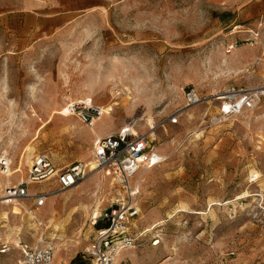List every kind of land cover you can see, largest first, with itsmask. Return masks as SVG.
<instances>
[{
  "label": "rangeland",
  "instance_id": "1",
  "mask_svg": "<svg viewBox=\"0 0 264 264\" xmlns=\"http://www.w3.org/2000/svg\"><path fill=\"white\" fill-rule=\"evenodd\" d=\"M230 84L264 87V0H0V150L15 165L33 148L60 173L93 160L103 133L155 126L165 160L132 182L142 235L118 264H264V99L223 117L211 96ZM188 87L202 101L184 108ZM55 180L30 188L49 193L35 212L0 204V264L20 259L10 234L86 263L90 213L118 188L88 167L77 186Z\"/></svg>",
  "mask_w": 264,
  "mask_h": 264
},
{
  "label": "built area",
  "instance_id": "2",
  "mask_svg": "<svg viewBox=\"0 0 264 264\" xmlns=\"http://www.w3.org/2000/svg\"><path fill=\"white\" fill-rule=\"evenodd\" d=\"M250 37L255 38L256 35L250 34ZM237 47L238 44H230L226 48V53H231ZM211 97L218 103L219 115L229 117L253 108L264 99V87L248 88L230 84ZM183 98L184 108L202 101L194 87L186 88ZM88 104L89 102L84 101L83 107ZM89 117L84 115L83 121H87ZM177 117L176 113L171 114L169 122L177 123ZM133 129L132 126H126L115 133L93 140L92 158L99 170L111 176L112 184L118 191L114 202L107 208L100 209V204H94L89 223L95 227V231L82 250L85 264H115L117 254L135 247L142 235V232L136 231L135 226L140 211L138 205L140 184H132V179L139 171L159 165L165 157L158 150L153 124L145 132ZM13 162L14 159L9 152L0 150V204H9L14 200H29L32 202L28 209L30 212L44 207L49 197V193L41 189L30 192L33 184L55 177L56 189L66 190L78 184L86 169L85 164L78 162L57 173L50 162L40 154L32 156L29 164L19 162L15 165ZM22 169L25 170L24 173ZM16 174L20 175L14 178ZM35 223L39 225V222ZM100 223L104 225L96 227ZM18 243L16 246L20 252L18 264H52L55 246L53 242L45 241L43 234H40L35 242L19 239ZM6 249L7 246H4L2 251Z\"/></svg>",
  "mask_w": 264,
  "mask_h": 264
},
{
  "label": "bare ground",
  "instance_id": "3",
  "mask_svg": "<svg viewBox=\"0 0 264 264\" xmlns=\"http://www.w3.org/2000/svg\"><path fill=\"white\" fill-rule=\"evenodd\" d=\"M126 100H131V97H129L128 96V98L126 99ZM118 103L117 102H114L113 103V105H117ZM84 108H87V106L86 107H84ZM112 108H111V106H108V107H106L105 109H100V115L101 114H103L104 112H108V111H110ZM75 111V110H74ZM81 115V117L82 118H84L83 117V115L82 114H80ZM69 118V116H65V119H68ZM150 126H152V125H150ZM134 130V129H133ZM135 131V130H134ZM33 149V148H32ZM32 149H29L28 151H27V153H26V155H25V157H24V163H27V164H29V161H30V158L33 156V150ZM86 167H88V170L92 173V171H97L98 170V167H97V165L93 162V160H91V161H88V162H86ZM145 169H143V170H141V171H139L134 177H133V179H132V182H134V180H135V178H136V176L137 175H139L142 171H144ZM99 172V171H98ZM143 174H145L144 172H143ZM102 183V185H103V182H101ZM79 184V183H78ZM77 186V185H76ZM102 190H104V186H103V189ZM106 194V193H105ZM96 204H100V200L96 203ZM12 205H17V206H20V208H22L25 212H28V210L27 209H25V205H24V203H21L19 200H14V201H12ZM42 208V207H41ZM38 209H40V208H38ZM41 211V210H40ZM39 211V212H40ZM38 212V211H37ZM55 213V212H54ZM37 215V214H36ZM35 214H32L30 217H31V219H33V220H38L39 221V218L36 216ZM54 216V215H53ZM40 217V216H39ZM42 218V217H41ZM0 219H3V220H8L9 219V212L8 211H4L2 214H1V218ZM45 219V218H44ZM51 220V219H50ZM54 220V219H53ZM52 221V220H51ZM43 222V221H42ZM53 222V221H52ZM4 225V224H3ZM15 229H17V228H14V229H11V230H15ZM18 230L20 231V229L18 228ZM6 239H7V241L8 242H12V246L15 248L16 246H18V241H19V239L20 238H18V236L17 237H14L13 235H8V236H6ZM53 244H54V246H55V249H54V253H53V259H52V264H53V261H54V256H56V254L57 253H59V252H62L60 249H57V245H56V243L55 242H53ZM17 248V247H16ZM65 249V248H64ZM117 257V256H116ZM115 264H117V260L115 259Z\"/></svg>",
  "mask_w": 264,
  "mask_h": 264
},
{
  "label": "trees",
  "instance_id": "4",
  "mask_svg": "<svg viewBox=\"0 0 264 264\" xmlns=\"http://www.w3.org/2000/svg\"><path fill=\"white\" fill-rule=\"evenodd\" d=\"M104 224L103 223H100V224H97L96 227H101L103 226ZM78 257H75L71 260V263L70 264H76V261H77ZM77 264H83V263H77Z\"/></svg>",
  "mask_w": 264,
  "mask_h": 264
},
{
  "label": "crops",
  "instance_id": "5",
  "mask_svg": "<svg viewBox=\"0 0 264 264\" xmlns=\"http://www.w3.org/2000/svg\"><path fill=\"white\" fill-rule=\"evenodd\" d=\"M223 62H224V61H223ZM107 134H109V133H103L102 135H107ZM155 225H156V224H155ZM123 253H124V251H123V252H120V253L117 254V257H116L117 264H118V262L120 261L121 256H123ZM118 258H119V261H118Z\"/></svg>",
  "mask_w": 264,
  "mask_h": 264
}]
</instances>
